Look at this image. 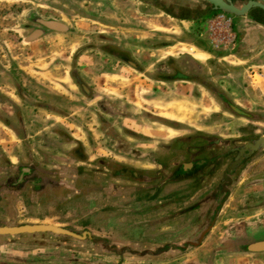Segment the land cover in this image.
Wrapping results in <instances>:
<instances>
[{
  "label": "crops",
  "instance_id": "obj_1",
  "mask_svg": "<svg viewBox=\"0 0 264 264\" xmlns=\"http://www.w3.org/2000/svg\"><path fill=\"white\" fill-rule=\"evenodd\" d=\"M0 1V11L6 9L8 13L7 15H0V58L7 57L10 61H34V68L28 66L31 69L30 71L27 70L28 67H25V65L20 66L17 63L15 69L9 70L10 66L8 67L3 64L0 59V170H5L10 165L15 167L18 163H26L27 157H30V163L39 165L45 169L49 168L47 166L49 164L61 166L60 160L68 165H77L76 167H78L81 165L73 161L69 154L78 145L87 155L85 162L88 159L91 162L97 155H104L105 153H110L114 160L122 161L124 155L118 150L126 149L128 151L127 157L133 159L132 161H127V163L146 169L149 167L147 162H135L134 159L136 158L131 157L133 155L129 153L138 151L139 155L142 156L140 160L151 159L155 157V142L166 144L180 137L179 131L171 127L156 124L155 120L142 123L141 125L126 117H123L121 120V131L113 132L110 130L106 133L101 129L99 131L96 128V120L99 121V124L105 125L109 120L102 116H97L96 111L103 110V114L108 116L113 115L107 109L104 102L96 100V98H100L96 96L99 93L102 94L99 95L102 98L107 97L105 92L108 83L101 78L108 79L106 77H110V75L104 71L102 74H95L97 71L95 68L82 73L83 71L77 68V65L79 66L84 59L85 54L90 51V45L87 46L89 48L85 47L80 50L77 48L72 56V52L70 56L64 54V45L67 40L69 41V45L71 43L81 45L80 42H76L75 39L77 38H65V34H73L72 28L70 29V33L51 32L31 42H27L24 39L26 30L23 27L26 25V17L29 15L36 14L52 17L59 22L67 18L65 12H67L66 8L68 6H65V4L69 3L80 9H86L84 5L87 3L94 6L93 8H87L90 13L92 12L91 15L85 17L78 10L77 13L73 12L72 18H77V14L81 19L99 22L103 19L99 18L98 14L107 17L103 12L106 11V5L102 4L105 0H94L95 2H100L97 5L87 0ZM16 3L22 4L15 8H23L21 13L25 15L24 22L22 25H19L18 30L13 29L10 23L6 21L9 18L13 20L17 16L11 13V8H14L12 5H16ZM114 10V16L109 19L111 24L119 27L125 23L124 12L122 7H116ZM198 22L187 23L188 28L184 30L186 32H183L191 40H193V36L197 38V43L185 40L186 42L178 44L190 47L189 54L193 50L199 51V53L193 55L199 59L210 57L213 53L216 55L222 54L224 57L221 58V55L218 58L219 61L231 57L235 59V62H231L232 65L233 63L240 67L245 65L248 68V78L252 84L241 87L237 83L236 87L239 90H232L230 92L231 94L237 92V97H233V101L235 102V98H237L236 105L242 109H251L253 107L264 109V27L247 17L239 18L231 21L233 38L217 37L213 39L208 31V19H206V32L200 31L201 28L197 26ZM111 26L109 25L106 28H115V26ZM13 31L18 35H13V40L8 39L7 37L12 35L10 32ZM101 34L105 37H110L112 40L113 38L118 39L115 36L112 37L111 32H108V34L101 32ZM103 41L112 44L106 40ZM101 43L103 42L101 41ZM116 44L125 45L126 42L122 38H119ZM32 47H35V49ZM236 47L238 48L237 52L243 50L244 54L235 55ZM15 49H23L28 52L20 53L22 59H18L14 56L16 53ZM33 50H36L35 53L32 52ZM85 50L87 51L83 52ZM3 53L5 56H2ZM103 57L108 61H114L104 54ZM116 63L122 64L119 61ZM72 64L75 67L74 70L77 72L79 70L78 75L88 91L83 92L78 87L74 79V70L70 69ZM66 68L67 70H65ZM243 70L246 71L245 68ZM67 71L68 76H65ZM78 75L75 76L77 77ZM65 80L67 81L66 91L64 90ZM171 80L162 83L173 85L181 82V80ZM182 82H187L194 86L192 82ZM237 82L240 83V81ZM155 83L159 82L155 81ZM43 93L45 94L43 95ZM243 93L250 100L243 98ZM50 98L53 100L52 102H48ZM169 98L166 102L169 101ZM124 105L127 107L133 106L127 102ZM145 115H150L152 118H158L165 122L175 123L180 127L193 129L198 133L202 131L206 132L205 134L210 133L204 130L205 127L197 126L191 120L176 119L165 113L155 114L154 112ZM99 118L103 120H99ZM217 135L227 137V135L222 133H218ZM96 141H102L105 147L101 148L100 145L95 147ZM51 161L53 163H50ZM2 165H5V167ZM244 175L239 181L237 190L234 188L232 195L223 206L214 229L198 248H191L183 253L174 250V248L186 243V238L191 236L193 227L186 224L185 220H183V224L179 223L184 219L178 216L180 213H174L177 211V206L179 205L169 204L162 206L164 204H160L159 206L162 207L155 210L152 218L135 217L131 220L128 219V222L130 226L135 225L134 227L137 229L135 235L138 239L152 243L151 245L154 247L159 246L167 249H164L155 256H144L142 258L107 255L91 256L88 253L80 252L76 257L79 261L78 264H264V252L250 253L249 248L246 249L242 244L244 241H240L243 237L248 238L256 235V231H260L264 227V193L257 201H252L251 197L246 195L248 191L246 194L241 193L238 188L243 186V184H247L248 180H245V178L250 176V174ZM260 187L264 190V182L258 183L256 189H260ZM67 205H70L68 212L72 211L66 213V215L74 213L75 208L78 206L76 210L80 212V217L83 215L88 217V212H94L93 208H95L93 203L82 199L79 204ZM16 209L22 211L24 214L22 215L20 211L18 212L15 224L54 223L59 216L57 213L41 212L40 216L39 214H34L40 213L38 211H34L31 213L32 215H28L23 211V207L20 204L17 205ZM188 212L190 213L189 216L192 217L195 210L188 209ZM5 217V213L0 205V219H4ZM89 219H91L92 234L95 236L106 238L107 240L119 238L120 235L117 233H120V230L118 228L115 229V223L102 229L100 221L94 222L99 217ZM87 220L86 218H80L78 222L86 223ZM254 220H260L259 223L261 224V226L257 227L256 231H254V227L252 226ZM64 221L67 222V220L63 219V223H65ZM124 221L126 222V220ZM65 225L67 224L65 223ZM82 227L80 225V228ZM153 229L155 232H153ZM4 250L13 256L11 261L19 262V264H69L61 260L62 258H67V255L65 256V254L57 252V249L49 247H27L24 244L15 243L9 246L8 249H1V251Z\"/></svg>",
  "mask_w": 264,
  "mask_h": 264
},
{
  "label": "flooded vegetation",
  "instance_id": "obj_2",
  "mask_svg": "<svg viewBox=\"0 0 264 264\" xmlns=\"http://www.w3.org/2000/svg\"><path fill=\"white\" fill-rule=\"evenodd\" d=\"M232 1L244 2L248 0ZM156 5L165 10L162 3L155 1V5L152 6ZM65 6H68L67 8L76 7L69 3ZM181 7L182 12L192 16V18L183 20H196L200 18L203 11L191 12L190 8ZM252 11L256 15L259 13L258 17L251 14ZM251 12L247 18L260 25L261 21L264 23V14L261 11L255 9ZM65 20L58 22L52 17L29 15L26 17L27 23L23 27L26 30L24 39L31 42L48 33L61 32L47 27L46 23H61L66 27V30L61 33H70L71 28L66 25ZM99 35L101 40H111L110 37ZM100 48L108 58L128 64L129 54L126 44L123 47L112 45L109 47L100 46ZM132 66L135 70H139L136 65ZM73 74L78 87L83 92L88 91L78 72L74 70ZM166 76L167 79L164 82L174 79L170 77L171 74H166ZM177 80L174 79V81ZM199 85L207 87L204 83H199ZM212 92H214L217 102L236 118H244L251 122L259 121L257 124L261 125L260 121L264 120V116L257 120L251 111L247 112L234 104L223 92L216 88ZM226 106L234 108L238 112H232ZM99 120L103 119L99 118ZM184 135L162 146L160 150L162 154H159V149L156 150L155 157L151 159L140 160L142 156L138 151L130 152L129 154L133 155L131 157L136 158L135 162L145 161L149 164L146 169L127 163L133 159L127 157L126 149L118 150L124 155L122 161L114 160L110 153H105L97 155L91 162L89 159L85 162L87 155L78 145L69 153L70 158L81 165L78 167H76L77 165H68L60 160L61 166L49 164L47 165L49 168L45 169L30 163V157H27L26 163H18L15 167L10 165L5 170H0L4 173L0 179V205L11 211L8 217L0 219V226L24 225L15 224L19 212L16 208L20 204L28 215H32L31 213L34 211L40 212L34 213L39 216L41 212L57 213L59 216L56 222L45 225L56 226L69 232L68 234L42 233L0 237L3 239L0 241V264H19V262L11 261L13 256L8 251H1L2 248L8 249L15 243L24 244L27 247L44 246L57 249V252L67 255V258L61 260L69 264L79 263L76 257L80 252L88 253L91 256L107 255L133 258L155 256L167 248L154 247L151 245L152 243L138 239L135 235L137 229L134 227L135 225L130 226L128 219L152 218L155 210L169 204L179 205L177 211L174 212L180 213L178 216L184 218L179 223L183 224V220H185L186 224L193 227L192 234L186 238L183 247L179 246L174 250L183 253L191 247L201 246L214 229L223 206L232 195L234 188L237 190L239 181L244 174H250V176L245 178L248 180L247 184L239 187V191L243 194L248 191L246 195H249L252 201H257L262 197L264 190L256 189V187L258 183L264 182V176L259 179H256L255 176L261 175V172L264 173V151L243 157L241 162L236 164L232 171L230 170L239 159L240 148L264 134L249 133L236 138L197 132L192 136ZM70 158L68 157V159ZM225 175L229 177L230 182L224 191ZM81 199L93 203L95 205L94 212H88V217L84 215L80 217V212L76 210L77 206L74 213L66 215L72 211L68 212L70 205L67 204H79ZM160 204L164 205L159 206ZM188 209L195 210L192 217L189 216ZM93 217H99L94 222L100 221L102 229L115 223V229L120 230V233H117L120 235L119 238L107 240L92 234L91 219L89 218ZM80 218L88 220L86 223H80L78 222ZM63 219L67 220V222L64 221L67 225L63 223ZM259 222L260 220L252 222L254 231L258 226H261ZM80 225L83 227L80 228ZM208 226H211L210 230L201 237ZM153 232H155L154 229ZM153 232L152 234H154ZM256 235H254L255 238L250 236L240 240L244 241L242 244L246 249L249 248L250 253L255 254L264 252L261 251L263 250L261 247H264V227L260 231L257 230Z\"/></svg>",
  "mask_w": 264,
  "mask_h": 264
},
{
  "label": "rangeland",
  "instance_id": "obj_3",
  "mask_svg": "<svg viewBox=\"0 0 264 264\" xmlns=\"http://www.w3.org/2000/svg\"><path fill=\"white\" fill-rule=\"evenodd\" d=\"M87 1L95 3L96 5L100 3L98 1L95 2L94 0ZM155 1L157 3H162L165 10L157 5L152 6L155 5ZM151 3L153 4L151 5ZM86 4L84 5L86 9H80L79 7L66 8L67 13L65 12V15L67 16V20H65V23L73 29V34H65V38H77L75 39L76 42H80L81 45L78 43H71L69 45V41L67 40L63 52L67 56H70V53L72 52V56L77 48L80 50L81 48L90 45V48L87 47L90 51L85 54L84 59L79 66L77 65V68L83 71L82 73L95 68V70H97L95 74H102L105 72L110 75V77H106L108 79H105L104 77L101 78L108 83L105 92L107 97L102 98L99 96L102 94L99 93L96 94V96L100 98H96V100L104 102L107 109L110 110L113 115L108 116L103 114L101 110L96 111L97 116H102L109 120L106 125L99 124V121L96 120V128L99 131L102 130L104 133L109 132L110 130L113 132L121 131V120L123 117H126L141 125L142 123L144 124L151 120H155L156 124L171 127L172 129L179 131V136L184 134L192 136L193 133L196 132L187 127H180L175 123L157 120L156 118L153 119L152 116L148 115L155 112V114H169L176 119L191 120L195 125H200L202 128L205 127L204 130L209 131L210 133H222L231 138L243 135L246 136L249 133L264 134V120H261V125H258L257 123L259 121L251 122V120L249 121L244 118H236V116L232 115L226 110V108H223L217 102L215 94L212 92L213 89L216 88L236 104L237 98H235L234 102L233 97H237V92H235V94H231L230 92L232 90H239V88L236 87L237 83L240 84L241 87L250 86L249 84H252L248 78V68H246L245 65L241 67L234 65V63L232 65L231 62H235V59L231 57L219 61L218 58L222 54L216 55L213 53L210 57H203L201 59L196 58L193 55H196L199 51L193 50L191 51L192 53L189 54L190 47L178 44L186 42L185 40L188 42H196V40H198L194 36L192 37L193 40H191V38L183 33L186 32L184 30L188 28L187 23L197 21L189 19L183 20L182 18H192V16H188L186 15L187 13L182 12L181 6H186L190 8L191 12H193L201 9L199 2L195 0H143L142 2L141 0H105L102 4L106 5V11L103 12L107 17L98 14L100 16L99 18L103 20L99 22L88 21L87 19H81L77 14V18H72L73 12L77 13L78 10H80L85 17L91 15L92 12L90 13L87 8H93L94 6ZM18 5L22 4L16 3V5H12L14 8H11V13H14L17 16L13 20L10 18L6 20L10 23L11 27L16 30H18L19 25L23 24L25 19V15L21 13L23 8H15ZM116 7H122L125 16V23L119 27L111 24L109 19L114 16V9ZM7 14L6 9L0 11V15ZM109 25H112L111 27L115 26V28H106ZM197 26L201 28L200 31L206 32V19L199 21ZM101 32H103V34L111 32L112 37L115 36L118 39L122 38V40L126 42V50L129 54L128 64H118L115 61H108L103 57V54L100 52V46L109 47L116 45L118 47H123L125 45H117L116 42L118 39L116 40L114 38L113 40H110L112 44L104 42L100 39L99 34H101ZM10 33L12 35L7 38L11 40H13V35H18L14 31ZM101 41L103 43H101ZM202 47L204 48L203 44ZM32 48L35 49V47ZM237 49L238 48L236 47L235 55L244 54L243 50L237 52ZM87 50L83 52H86ZM15 51L16 53L14 56L18 59H22L20 53L22 54L27 50L15 49ZM35 51L36 50H33L32 52L35 53ZM228 55H226V57H228ZM2 56H5V54L3 53ZM222 57L224 56L222 55L221 58ZM0 59L3 64L8 67L10 66L9 70L15 69L16 63L20 66L25 65V67L31 66L34 68L33 60L26 62L24 60L10 61L7 57H2ZM131 64L134 66L136 65L139 70H135ZM74 68L75 67L72 64L70 69L74 70ZM243 68H245L246 71H244ZM27 70L30 71L31 69L28 67ZM36 70H38V68H36ZM65 70H67V68ZM177 73L184 75L186 78L195 79L196 82H194V86L182 81L173 85L162 82L155 83L154 81L157 77H166V74H171V78L177 79ZM66 74L65 76H68V71ZM244 80L245 82H243ZM237 81H240V83ZM66 82L67 81L65 80V91L67 89ZM199 83H204L207 87H202ZM41 89L46 91L43 88ZM44 94L45 93H43V95ZM243 94V98L250 100L245 93ZM168 98L169 101L166 102ZM52 101L51 98L48 100V102ZM126 102L133 106H125L124 104ZM245 111H251V113L256 116L257 120H260L264 116L263 108L253 107L251 109H245ZM200 133L205 134L206 132L202 131ZM99 145L101 148L105 147L102 141H96L95 147H98ZM162 146H165V144L155 142V152L158 149L160 152ZM159 154H162V152ZM2 166L5 167V165ZM2 173H0V179L4 176V173ZM261 173V175L255 176L256 179L264 176V173ZM1 207L5 216L8 217L11 211L4 206ZM20 214L23 215L24 213L20 211ZM1 240L3 239H0V241Z\"/></svg>",
  "mask_w": 264,
  "mask_h": 264
},
{
  "label": "water",
  "instance_id": "obj_4",
  "mask_svg": "<svg viewBox=\"0 0 264 264\" xmlns=\"http://www.w3.org/2000/svg\"><path fill=\"white\" fill-rule=\"evenodd\" d=\"M195 1L200 3V7H201L200 10L210 11L216 14H223L229 17L231 21L239 18L247 17L251 12V10H255V9L261 11V13L264 14V0H248L244 2H240V1L233 2L232 0H195ZM251 14L256 15L253 11L251 12ZM258 14L259 13H257V15ZM52 24L46 23V26L50 28H54L57 31H61V32L66 30V27L61 23H52ZM261 26L264 27V23L262 21H261ZM227 108H229L232 112L235 113L238 112L236 109L234 110V108H231L229 106ZM260 151H264V136L257 137L256 139L249 141L246 145L240 148V151L238 153L239 159L231 167L230 171H232V169L236 164H239L241 162L243 157L245 156L249 157ZM224 181H225L224 182L225 183L224 191H225L227 185H229L230 182L229 177H227V175H225ZM210 228L211 226H208L207 230H204V232L201 234V237H203V235L208 230H210ZM42 233L68 234L69 232L61 228H58L56 226L45 225V224H24L13 227L0 226V237H5V236L13 237L19 235H34V234H42ZM261 249H263L261 251H264V247H261Z\"/></svg>",
  "mask_w": 264,
  "mask_h": 264
},
{
  "label": "built area",
  "instance_id": "obj_5",
  "mask_svg": "<svg viewBox=\"0 0 264 264\" xmlns=\"http://www.w3.org/2000/svg\"><path fill=\"white\" fill-rule=\"evenodd\" d=\"M209 35L215 39L217 37H232L231 19L223 14H214L208 19Z\"/></svg>",
  "mask_w": 264,
  "mask_h": 264
},
{
  "label": "trees",
  "instance_id": "obj_6",
  "mask_svg": "<svg viewBox=\"0 0 264 264\" xmlns=\"http://www.w3.org/2000/svg\"><path fill=\"white\" fill-rule=\"evenodd\" d=\"M214 14H216V13H213V12H210V11H202V12H201V16H200V18H197L196 21L198 22V20L201 21V20L208 19V18L212 17ZM182 19H185V18H182ZM186 19H187V18H186ZM176 76L178 77V78H177L178 80H179V79H181V80L186 79V80L189 81V82H196L195 79H189V78H186L184 75H182V74H180V73H177ZM166 77H167V76H166ZM166 79H167V78H165V77H160V78L157 77V78L155 79V81H162V82H164ZM202 84H203V83H202Z\"/></svg>",
  "mask_w": 264,
  "mask_h": 264
}]
</instances>
